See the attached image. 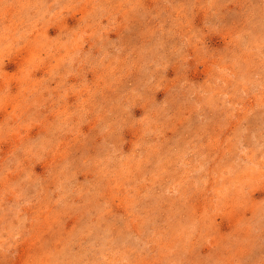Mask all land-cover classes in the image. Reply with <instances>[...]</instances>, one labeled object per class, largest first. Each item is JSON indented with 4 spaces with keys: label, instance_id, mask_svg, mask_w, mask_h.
<instances>
[{
    "label": "rangeland",
    "instance_id": "374dc122",
    "mask_svg": "<svg viewBox=\"0 0 264 264\" xmlns=\"http://www.w3.org/2000/svg\"><path fill=\"white\" fill-rule=\"evenodd\" d=\"M0 264H264V0H0Z\"/></svg>",
    "mask_w": 264,
    "mask_h": 264
}]
</instances>
